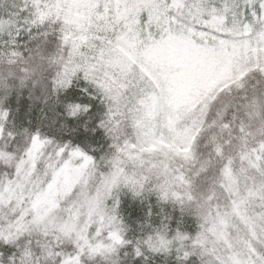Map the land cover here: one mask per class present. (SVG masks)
<instances>
[{
	"label": "snow or ice",
	"instance_id": "6c2138e0",
	"mask_svg": "<svg viewBox=\"0 0 264 264\" xmlns=\"http://www.w3.org/2000/svg\"><path fill=\"white\" fill-rule=\"evenodd\" d=\"M16 7L0 264H264V0Z\"/></svg>",
	"mask_w": 264,
	"mask_h": 264
},
{
	"label": "trees",
	"instance_id": "16d2710c",
	"mask_svg": "<svg viewBox=\"0 0 264 264\" xmlns=\"http://www.w3.org/2000/svg\"><path fill=\"white\" fill-rule=\"evenodd\" d=\"M20 2L21 0H0V18L7 17V18L15 19V17H9V14L17 10L16 6H18ZM26 103L27 101H25V104Z\"/></svg>",
	"mask_w": 264,
	"mask_h": 264
},
{
	"label": "rangeland",
	"instance_id": "374dc122",
	"mask_svg": "<svg viewBox=\"0 0 264 264\" xmlns=\"http://www.w3.org/2000/svg\"><path fill=\"white\" fill-rule=\"evenodd\" d=\"M0 31H2V30H0Z\"/></svg>",
	"mask_w": 264,
	"mask_h": 264
}]
</instances>
